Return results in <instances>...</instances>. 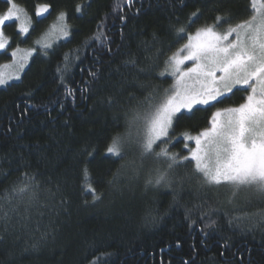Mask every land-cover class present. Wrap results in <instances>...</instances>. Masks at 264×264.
I'll return each mask as SVG.
<instances>
[{
    "label": "trees",
    "instance_id": "16d2710c",
    "mask_svg": "<svg viewBox=\"0 0 264 264\" xmlns=\"http://www.w3.org/2000/svg\"><path fill=\"white\" fill-rule=\"evenodd\" d=\"M15 2L30 13L47 3L49 19L64 12L69 36L36 51L21 79L0 88V264H264V198L232 199L223 185L202 183L194 162L169 169L154 154L141 157L132 134L137 114L171 85L159 73L187 39L178 29L248 19L250 0ZM8 6L0 0V13ZM48 20L33 17L26 39L15 22L3 30L11 46L26 45ZM10 60L0 53V64ZM234 93L217 107L243 103L245 91ZM215 110L179 121L155 152L188 155L184 144L194 143L183 134L208 127ZM113 138L122 157L106 151ZM160 174L166 181L157 184Z\"/></svg>",
    "mask_w": 264,
    "mask_h": 264
},
{
    "label": "snow or ice",
    "instance_id": "6c2138e0",
    "mask_svg": "<svg viewBox=\"0 0 264 264\" xmlns=\"http://www.w3.org/2000/svg\"><path fill=\"white\" fill-rule=\"evenodd\" d=\"M7 4V10L0 13V52H7L10 46L3 30L6 22H17L18 32L23 35L29 33L32 24L25 8L15 0H7ZM250 8V17L235 24L217 16L212 24L197 28L194 34L185 27L178 29V37L182 39L186 34L187 42L168 57L165 70L159 73L173 77L171 91L165 90L164 99L157 104L150 102L149 110L143 116L137 114L136 119L143 121L141 157L154 154L158 159L163 158L169 169L194 162L195 172L207 186L227 185L233 197L246 190L264 198V0H250ZM49 9V4H39L35 15L43 18ZM76 11L81 12L82 7L78 5ZM192 17L195 19L190 18V23L194 24L199 19V10ZM64 21L65 13L61 12L49 33L37 43L47 49L51 47L48 37L55 33L67 37L68 25ZM22 51L25 54L18 56ZM32 51L17 47L11 52L12 65L0 67H13L15 71L0 72V87L8 85L10 80L21 79L19 73ZM234 90L247 92L244 102L234 107H217L230 98V93L235 94ZM212 108L216 110L208 120V127L196 135L183 134L185 141L195 143L194 148L184 144L188 155L170 153L165 148L155 152L156 142L167 143L179 121ZM106 151L122 157L123 142L113 138ZM162 181H166L164 174L157 176L155 183ZM27 187L14 188L4 199L11 203ZM87 191L92 193L93 200L101 198L90 182ZM261 223H264V213Z\"/></svg>",
    "mask_w": 264,
    "mask_h": 264
},
{
    "label": "rangeland",
    "instance_id": "374dc122",
    "mask_svg": "<svg viewBox=\"0 0 264 264\" xmlns=\"http://www.w3.org/2000/svg\"><path fill=\"white\" fill-rule=\"evenodd\" d=\"M35 10H36V8L32 11V13H30V12H27L28 14H29V17L31 18V20H32V24H31V26L29 27V33L28 34H26V35H23V34H20L19 32H18V29H17V22H15V21H10V22H15V24H16V30H17V33L19 34V36H20V38L21 39H26L28 36H29V34H30V32L32 31V28H33V17H34V19H36V20H48L49 18H51V17H49L50 16V14H51V12H50V9H49V12L48 13H45L44 14V17L42 18V17H37L36 15H35ZM61 12H58V13H56L53 17H52V19H49L48 20V24H47V26L46 27H44L43 29H41V30H38V32L36 33V35H34L33 37H31L30 38V40H29V43L28 44H26V45H22V44H15V46H11L12 45V38H11V36H9V35H6V37H8V39H9V48H8V50H7V52L10 54V57H11V60L9 61V62H5V63H1L0 64V66H3V65H12V63H13V58H12V56H11V52L13 51V50H15L17 47H19L20 49H22V50H29V49H32L33 51H32V54L30 55V56H28L27 57V60H26V62H25V67H24V69L28 66V63H29V61H30V59H31V57L35 54V52L36 51H40V52H46V51H49L54 45H56L58 42H60V41H64V40H66L67 38H68V36L67 37H61L60 35H59V33H55V34H53L52 36H50V37H48V40H49V42L51 43V47H49V48H43L42 46H41V44L40 43H37V41H40L42 38H44L45 36H46V34L47 33H49V31L51 30V27H52V25L53 24H55L56 23V21H57V17H58V15L60 14ZM65 23H66V19H65V21H64ZM6 23H8V22H6ZM67 24V23H66ZM194 34V33H193ZM187 42V39H186V41L184 42V43H186ZM183 43V44H184ZM183 44L179 47V48H181L182 46H183ZM178 48V49H179ZM0 53H3V52H0ZM25 54V52L24 51H22L21 53H19L18 54V56H22V55H24ZM190 64H191V62H188V66H190ZM24 69H23V71H24ZM15 71V69L13 68V67H9V68H4V67H0V72H4L5 74H10V73H13ZM23 71H21L20 73H19V75L21 76V74H22V72ZM171 78H172V82H171V85H170V87H169V89H168V91L170 92L171 91V86H172V84L174 83V81H173V77L171 76ZM16 81H18V80H10L9 82H8V84L9 83H11V82H16ZM2 87H4V86H2ZM2 87H0V88H2ZM246 96H247V92H245V98H246ZM165 97V96H164ZM164 99V98H163ZM245 100V99H244ZM244 102V101H243ZM239 106V105H238ZM143 116V115H142ZM132 129H133V136L134 137H136V138H138L139 137V140H141L142 139V137H143V121L142 120H137V119H135L134 120V124H133V127H132ZM193 142V141H192ZM194 143V142H193ZM195 147V143H194V145H193V148ZM223 188H225V189H227V191H229L230 192V195H231V198L233 199V198H236V197H242V198H246V199H261V197L260 196H258V195H256V194H254V193H251V192H248V191H246V190H241L235 197H233L232 196V192H231V189L229 188V186H227V185H223Z\"/></svg>",
    "mask_w": 264,
    "mask_h": 264
}]
</instances>
